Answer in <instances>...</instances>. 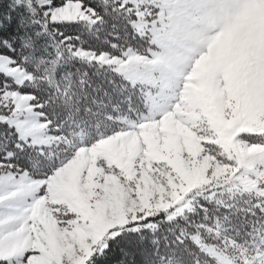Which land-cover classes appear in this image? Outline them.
Instances as JSON below:
<instances>
[{"label":"snow or ice","instance_id":"1","mask_svg":"<svg viewBox=\"0 0 264 264\" xmlns=\"http://www.w3.org/2000/svg\"><path fill=\"white\" fill-rule=\"evenodd\" d=\"M0 264H264V0H0Z\"/></svg>","mask_w":264,"mask_h":264}]
</instances>
